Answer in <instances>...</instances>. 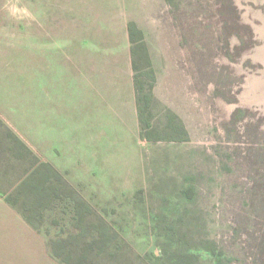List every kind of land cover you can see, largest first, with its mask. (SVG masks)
I'll return each mask as SVG.
<instances>
[{"label": "rangeland", "instance_id": "rangeland-1", "mask_svg": "<svg viewBox=\"0 0 264 264\" xmlns=\"http://www.w3.org/2000/svg\"><path fill=\"white\" fill-rule=\"evenodd\" d=\"M261 42L234 0H0V123L26 147L0 190L51 163L108 244L73 242L57 180L7 201L80 264H264V114L221 62Z\"/></svg>", "mask_w": 264, "mask_h": 264}, {"label": "crops", "instance_id": "crops-1", "mask_svg": "<svg viewBox=\"0 0 264 264\" xmlns=\"http://www.w3.org/2000/svg\"><path fill=\"white\" fill-rule=\"evenodd\" d=\"M13 136L18 141H15ZM19 142L20 139L0 123V163L20 158ZM31 171L22 179H20L22 176L18 177L19 180L12 189L5 193L4 190H0V264H61L50 253L45 235L39 233L24 214L7 201L6 195L11 190L29 182L25 181Z\"/></svg>", "mask_w": 264, "mask_h": 264}, {"label": "trees", "instance_id": "trees-1", "mask_svg": "<svg viewBox=\"0 0 264 264\" xmlns=\"http://www.w3.org/2000/svg\"><path fill=\"white\" fill-rule=\"evenodd\" d=\"M129 30L131 27H133V24H129ZM130 42H131V48H130V57H131V62H132V69H133V83L136 89V92L139 90V86H141L140 82V74H138V66H137V50L139 49V46L135 45V41L132 39V34L130 33ZM152 73V72H151ZM143 136V135H142ZM145 137V136H143ZM13 139L15 141H18V139L13 136ZM23 148L26 149V147L22 144V142H19ZM28 151V150H27ZM42 171H40L41 169ZM44 168V172H43ZM40 174H44V176H39ZM39 177L42 179L40 180ZM49 178H52L54 180H57L60 184L62 183L63 187L67 186L70 189L68 200L70 203H76L75 206H80L81 212L79 211V217H77L78 212H73L71 214V221H73V230L75 232L71 233L69 236L73 239V242L76 244L78 241L79 243H84L87 247H94L96 244L98 246H101L102 248L104 245L108 244L109 241H105V238H99V233L101 236H103L104 232L100 229V227L106 226L104 223V220H100L98 223L99 225L95 226V223L91 220L93 219V210L91 206L88 204L86 200H84L80 194L74 190L70 184L67 183V181L62 177L61 173L49 162H40L37 167H35L28 178L26 179L25 182L28 180H36V182H33L34 188H36L37 195L38 196H43L44 192L46 193H53V196L55 199H62L63 198V191L59 192V188H54L52 190L53 184L50 186H46L44 183L47 181ZM22 183L23 184H25ZM46 197V194H44ZM83 216H82V215ZM25 218L27 221L34 226L37 230L41 228L40 224H37L34 222L32 216L30 214H24ZM94 220V219H93ZM54 223L57 222V220H53ZM108 227V226H107ZM77 231V232H76ZM99 231V232H98ZM50 249H51V254L54 258H56L61 264H80L79 259H75V255H73V250L69 252L66 256H62L61 252L65 247L66 244V238H57V239H50ZM49 246V243H48Z\"/></svg>", "mask_w": 264, "mask_h": 264}, {"label": "water", "instance_id": "water-1", "mask_svg": "<svg viewBox=\"0 0 264 264\" xmlns=\"http://www.w3.org/2000/svg\"><path fill=\"white\" fill-rule=\"evenodd\" d=\"M238 15L261 44L246 50L237 62L221 57V62L243 75L244 81L239 94L243 107L264 114V0H234ZM264 129V121L260 125Z\"/></svg>", "mask_w": 264, "mask_h": 264}]
</instances>
